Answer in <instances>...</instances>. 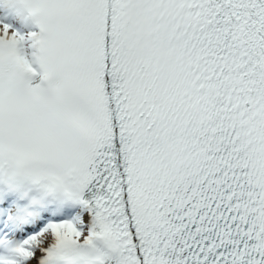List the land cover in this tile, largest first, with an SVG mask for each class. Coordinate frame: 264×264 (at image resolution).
Instances as JSON below:
<instances>
[{
	"label": "snow or ice",
	"instance_id": "obj_1",
	"mask_svg": "<svg viewBox=\"0 0 264 264\" xmlns=\"http://www.w3.org/2000/svg\"><path fill=\"white\" fill-rule=\"evenodd\" d=\"M0 8V264H264V0Z\"/></svg>",
	"mask_w": 264,
	"mask_h": 264
},
{
	"label": "bare ground",
	"instance_id": "obj_2",
	"mask_svg": "<svg viewBox=\"0 0 264 264\" xmlns=\"http://www.w3.org/2000/svg\"><path fill=\"white\" fill-rule=\"evenodd\" d=\"M1 15H3V14H1Z\"/></svg>",
	"mask_w": 264,
	"mask_h": 264
}]
</instances>
